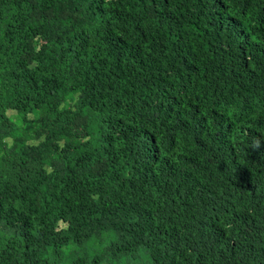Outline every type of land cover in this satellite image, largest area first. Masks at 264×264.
<instances>
[{
    "label": "trees",
    "instance_id": "obj_1",
    "mask_svg": "<svg viewBox=\"0 0 264 264\" xmlns=\"http://www.w3.org/2000/svg\"><path fill=\"white\" fill-rule=\"evenodd\" d=\"M0 264H264V0H0Z\"/></svg>",
    "mask_w": 264,
    "mask_h": 264
}]
</instances>
